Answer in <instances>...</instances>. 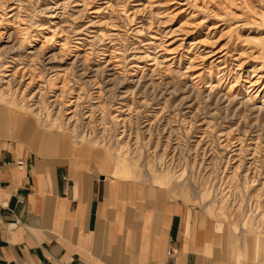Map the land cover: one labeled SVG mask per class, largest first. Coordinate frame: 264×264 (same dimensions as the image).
Instances as JSON below:
<instances>
[{"label":"rangeland","instance_id":"374dc122","mask_svg":"<svg viewBox=\"0 0 264 264\" xmlns=\"http://www.w3.org/2000/svg\"><path fill=\"white\" fill-rule=\"evenodd\" d=\"M260 76L264 0H0V137L156 184L234 264H264Z\"/></svg>","mask_w":264,"mask_h":264},{"label":"crops","instance_id":"0c3cea01","mask_svg":"<svg viewBox=\"0 0 264 264\" xmlns=\"http://www.w3.org/2000/svg\"><path fill=\"white\" fill-rule=\"evenodd\" d=\"M8 139L0 137V264H234L201 210L156 184L18 151L26 146Z\"/></svg>","mask_w":264,"mask_h":264},{"label":"bare ground","instance_id":"6f19581e","mask_svg":"<svg viewBox=\"0 0 264 264\" xmlns=\"http://www.w3.org/2000/svg\"><path fill=\"white\" fill-rule=\"evenodd\" d=\"M202 2H204V1H210V0H201ZM223 52V51H222ZM225 56V53L224 54H222L221 56ZM262 81H261V76L259 77V78H257V79H255V80H252V81H250V82H248L249 83V86L246 88L247 89V92H250V91H252L253 89H255L256 88V93L257 92H261V90H262V88L264 87V85H262L260 88H258V86H259V84L261 83ZM264 83V82H263ZM230 88V87H229ZM256 95V94H255Z\"/></svg>","mask_w":264,"mask_h":264},{"label":"built area","instance_id":"2783aa9c","mask_svg":"<svg viewBox=\"0 0 264 264\" xmlns=\"http://www.w3.org/2000/svg\"><path fill=\"white\" fill-rule=\"evenodd\" d=\"M17 199H18V200H21V197L18 196ZM166 253L169 254V255H171V254L173 253V248H172V246L169 245V247L166 249ZM64 264H79V262H77V263H73V262H69V261H67V262H65Z\"/></svg>","mask_w":264,"mask_h":264}]
</instances>
